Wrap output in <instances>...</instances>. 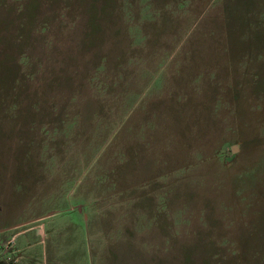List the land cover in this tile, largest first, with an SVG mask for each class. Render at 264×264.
Segmentation results:
<instances>
[{"label":"rangeland","instance_id":"1","mask_svg":"<svg viewBox=\"0 0 264 264\" xmlns=\"http://www.w3.org/2000/svg\"><path fill=\"white\" fill-rule=\"evenodd\" d=\"M24 231L21 264H264V0H0Z\"/></svg>","mask_w":264,"mask_h":264},{"label":"crops","instance_id":"2","mask_svg":"<svg viewBox=\"0 0 264 264\" xmlns=\"http://www.w3.org/2000/svg\"><path fill=\"white\" fill-rule=\"evenodd\" d=\"M27 231V230H26ZM20 233L17 232L11 236L10 239H7L0 249L3 251L2 262L3 264L6 261L9 264H21V262L25 259L24 252L31 246L25 242H18L20 236L26 235L27 232Z\"/></svg>","mask_w":264,"mask_h":264},{"label":"built area","instance_id":"3","mask_svg":"<svg viewBox=\"0 0 264 264\" xmlns=\"http://www.w3.org/2000/svg\"><path fill=\"white\" fill-rule=\"evenodd\" d=\"M4 264H9V263H6V262H5Z\"/></svg>","mask_w":264,"mask_h":264}]
</instances>
